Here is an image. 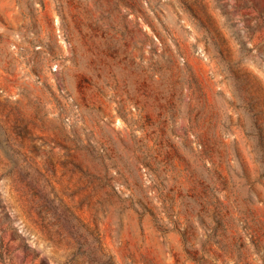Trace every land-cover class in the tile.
<instances>
[{"label": "rangeland", "instance_id": "obj_1", "mask_svg": "<svg viewBox=\"0 0 264 264\" xmlns=\"http://www.w3.org/2000/svg\"><path fill=\"white\" fill-rule=\"evenodd\" d=\"M0 264H264V0H0Z\"/></svg>", "mask_w": 264, "mask_h": 264}]
</instances>
